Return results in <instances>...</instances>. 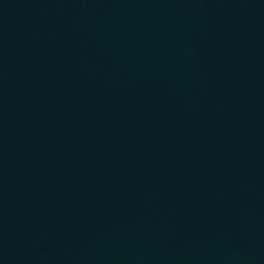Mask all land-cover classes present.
<instances>
[{"label": "water", "instance_id": "1", "mask_svg": "<svg viewBox=\"0 0 264 264\" xmlns=\"http://www.w3.org/2000/svg\"><path fill=\"white\" fill-rule=\"evenodd\" d=\"M0 264H264V0H0Z\"/></svg>", "mask_w": 264, "mask_h": 264}]
</instances>
